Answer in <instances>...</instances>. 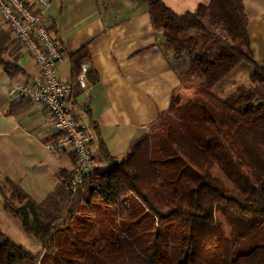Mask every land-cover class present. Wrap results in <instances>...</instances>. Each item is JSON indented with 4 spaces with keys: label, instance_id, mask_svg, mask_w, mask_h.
Masks as SVG:
<instances>
[{
    "label": "trees",
    "instance_id": "trees-1",
    "mask_svg": "<svg viewBox=\"0 0 264 264\" xmlns=\"http://www.w3.org/2000/svg\"><path fill=\"white\" fill-rule=\"evenodd\" d=\"M146 1L173 61H186L185 76L200 82L190 96L176 94L121 159L101 144L106 163L94 165L76 194L67 169L42 201L9 179L7 195L0 182L4 209L42 246L29 251L0 226V264H264V66L244 1L213 0V29L205 5L179 15ZM22 49L0 29V65L11 76L23 71ZM83 51L71 55L69 101L80 92ZM243 66L253 69V86L226 98L213 92ZM216 166L228 182L213 175Z\"/></svg>",
    "mask_w": 264,
    "mask_h": 264
},
{
    "label": "crops",
    "instance_id": "crops-1",
    "mask_svg": "<svg viewBox=\"0 0 264 264\" xmlns=\"http://www.w3.org/2000/svg\"><path fill=\"white\" fill-rule=\"evenodd\" d=\"M162 1L179 15L194 12L200 5L206 7L205 17L214 12L213 0ZM243 1L252 50L264 66V0ZM47 15L65 53L58 65L59 76L72 78L71 55L81 48L82 63H90L89 88L77 84L80 92L72 103L85 121L96 126L94 165L106 163L99 155L101 144L121 159L170 108L176 94L193 92L200 82L193 78L183 84L173 51L155 28L146 0H53ZM0 29L10 30L1 12ZM11 49L4 55L6 60H12ZM17 64L23 71L15 76L0 65V175L42 201L60 182V171H73L76 160L71 153L47 150L45 144L54 136L49 113L34 102L21 101L13 90L38 77L40 67L24 48ZM252 70L241 67L213 92L217 94L227 84V90H238L243 79L252 81ZM241 72L246 78L237 77Z\"/></svg>",
    "mask_w": 264,
    "mask_h": 264
},
{
    "label": "built area",
    "instance_id": "built-area-1",
    "mask_svg": "<svg viewBox=\"0 0 264 264\" xmlns=\"http://www.w3.org/2000/svg\"><path fill=\"white\" fill-rule=\"evenodd\" d=\"M53 0H0V12L15 41L35 58L40 75L13 90L47 110L52 119L54 136L45 146L53 154L68 152L76 164L67 184L76 194L85 178L94 169V144L96 135L90 122L76 112L69 101L73 84L71 79L58 74V65L64 60V50L51 30L47 10ZM89 62L81 64L76 79L82 89H88Z\"/></svg>",
    "mask_w": 264,
    "mask_h": 264
},
{
    "label": "rangeland",
    "instance_id": "rangeland-1",
    "mask_svg": "<svg viewBox=\"0 0 264 264\" xmlns=\"http://www.w3.org/2000/svg\"><path fill=\"white\" fill-rule=\"evenodd\" d=\"M214 16H215V14L212 13L211 16L207 15L205 17L207 24L211 29H213L214 26L217 23H219V19L214 20ZM176 66H177L178 70L181 71L183 76H185L186 61L176 62ZM237 77L246 78V76L244 75L243 72H241L240 75H238ZM185 79L188 80V77L185 76ZM194 79H195V81L197 80L196 78H194ZM194 83L196 84V82H194ZM253 85H254V83L251 81L250 77H248L246 79H243V83H242L241 87L249 88ZM15 87H17V86H15ZM225 87L229 88L230 85L227 84ZM227 88H223L222 90H219V92H216V93L221 98H226L230 95L236 94V92L238 91L236 88H230L228 90H227ZM227 91H229L231 93L226 94ZM184 94L190 96L192 94V92L187 90ZM149 132H150V130H149ZM233 155H234L233 157H234L235 163L237 164L238 159H237L236 153H233ZM213 175L215 177H218V178L228 182L225 173L223 171H221V169L218 166L214 167ZM0 182H1L2 188L4 189L6 194L10 195L12 192V189H11L9 182L6 179L2 178V176L0 177ZM15 203L18 204V200H15ZM217 217L219 220L225 221L223 215L220 212H217ZM0 226L3 229V231H5L17 243L22 244L27 250L32 251V252H38L39 250H41L42 246H41L40 242L37 241L32 235H29L28 233H26L25 230L23 229L20 221L4 209V198L2 197L1 192H0Z\"/></svg>",
    "mask_w": 264,
    "mask_h": 264
}]
</instances>
